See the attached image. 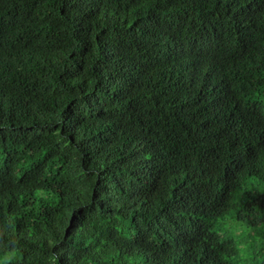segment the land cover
<instances>
[{
    "label": "trees",
    "instance_id": "16d2710c",
    "mask_svg": "<svg viewBox=\"0 0 264 264\" xmlns=\"http://www.w3.org/2000/svg\"><path fill=\"white\" fill-rule=\"evenodd\" d=\"M263 94L264 0H0V264H236Z\"/></svg>",
    "mask_w": 264,
    "mask_h": 264
},
{
    "label": "rangeland",
    "instance_id": "374dc122",
    "mask_svg": "<svg viewBox=\"0 0 264 264\" xmlns=\"http://www.w3.org/2000/svg\"><path fill=\"white\" fill-rule=\"evenodd\" d=\"M258 98H260V100L264 102V94ZM229 217L230 214H227L225 220L228 219L231 221V223L225 221V224L221 226L226 234L233 237L234 242L237 246V254L232 256L230 260L236 264H251L256 258V253L259 249L260 241L264 240V238L255 233L250 236V233L254 231L249 226H247L243 222L234 221ZM237 229H239L238 233H236ZM242 241L246 243L244 249L241 248V246H243V243H241Z\"/></svg>",
    "mask_w": 264,
    "mask_h": 264
},
{
    "label": "clouds",
    "instance_id": "9594fccd",
    "mask_svg": "<svg viewBox=\"0 0 264 264\" xmlns=\"http://www.w3.org/2000/svg\"><path fill=\"white\" fill-rule=\"evenodd\" d=\"M241 243H243V246H246V243L244 241H242ZM243 246H241V248H244Z\"/></svg>",
    "mask_w": 264,
    "mask_h": 264
}]
</instances>
